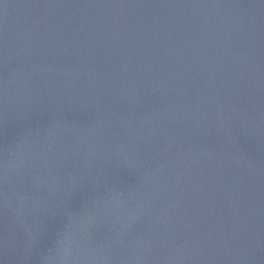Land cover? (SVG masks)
I'll list each match as a JSON object with an SVG mask.
<instances>
[{"label":"water","instance_id":"95a60500","mask_svg":"<svg viewBox=\"0 0 264 264\" xmlns=\"http://www.w3.org/2000/svg\"><path fill=\"white\" fill-rule=\"evenodd\" d=\"M0 264H264V0H0Z\"/></svg>","mask_w":264,"mask_h":264}]
</instances>
